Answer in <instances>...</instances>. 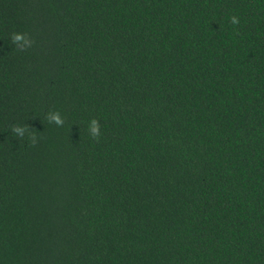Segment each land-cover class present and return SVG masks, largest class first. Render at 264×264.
I'll use <instances>...</instances> for the list:
<instances>
[{"label":"trees","instance_id":"1","mask_svg":"<svg viewBox=\"0 0 264 264\" xmlns=\"http://www.w3.org/2000/svg\"><path fill=\"white\" fill-rule=\"evenodd\" d=\"M0 264H264V0H0Z\"/></svg>","mask_w":264,"mask_h":264},{"label":"clouds","instance_id":"2","mask_svg":"<svg viewBox=\"0 0 264 264\" xmlns=\"http://www.w3.org/2000/svg\"><path fill=\"white\" fill-rule=\"evenodd\" d=\"M231 20H232V23H237L238 22L236 17H232ZM17 38H19V37H17Z\"/></svg>","mask_w":264,"mask_h":264}]
</instances>
